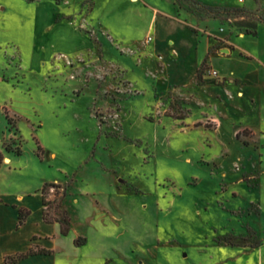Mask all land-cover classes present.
Here are the masks:
<instances>
[{"label": "rangeland", "instance_id": "rangeland-1", "mask_svg": "<svg viewBox=\"0 0 264 264\" xmlns=\"http://www.w3.org/2000/svg\"><path fill=\"white\" fill-rule=\"evenodd\" d=\"M157 6L210 43L192 79L149 50ZM262 73L264 0H0V192L61 186L91 243L47 264H264Z\"/></svg>", "mask_w": 264, "mask_h": 264}, {"label": "crops", "instance_id": "crops-1", "mask_svg": "<svg viewBox=\"0 0 264 264\" xmlns=\"http://www.w3.org/2000/svg\"><path fill=\"white\" fill-rule=\"evenodd\" d=\"M151 10L153 12L152 30H154L155 23L156 26L155 35L152 34L151 37L149 50L156 55L160 54L164 56L174 67V71L170 73L171 78L169 82L171 84H176L186 79H192L196 75L204 59L207 58L210 43L204 41L202 37H198L195 32H192L178 21L170 10H163L158 6L151 8ZM177 29H180L179 34L176 32ZM193 56L195 60L192 61L190 59L189 61V58ZM216 58L219 57L210 54L209 61L211 65L218 68L221 64L215 62ZM188 67L191 76L187 74ZM220 72L223 75L227 73L221 70ZM259 80L264 85V73L259 77ZM237 95L238 97L243 96L241 92ZM7 159H9L10 163L2 164L0 172H2L3 168H7L9 171L11 170L10 165L12 159L10 156H8ZM44 183H46V180L41 181L36 188L31 190L20 189L15 192H0V237L2 236V239L0 238V244H4L5 256L24 253L30 248H41L51 251V254L32 255L19 260L15 264H30L31 262L47 264V260L51 255L74 253L78 249V247L74 246L73 241L79 237V235L73 233L71 225L68 234L63 236L60 234V226L57 222L46 223L43 220V204L40 189ZM8 184L9 186L12 185L10 181ZM82 201L80 199L77 201V208L82 210L84 214L83 219L87 222V219L90 218L89 214L91 213L92 206L90 209V206H88V204L86 206ZM20 208L29 211V214L25 218L23 225L19 229H16L18 223V209ZM98 224L101 229L105 231L100 221H95L92 227L88 228L94 229L98 227ZM90 243L91 241L87 237L86 243L83 246L88 247Z\"/></svg>", "mask_w": 264, "mask_h": 264}, {"label": "trees", "instance_id": "trees-1", "mask_svg": "<svg viewBox=\"0 0 264 264\" xmlns=\"http://www.w3.org/2000/svg\"><path fill=\"white\" fill-rule=\"evenodd\" d=\"M205 10H207V12H212L213 10H211L210 8H205ZM246 34H250L249 32H246ZM253 36L256 35L255 32L251 33ZM207 58L204 59V61L202 62V64H204L206 62ZM240 135V133H237V137ZM244 145H247L246 142L243 143ZM5 149L8 151L7 147H5ZM14 154L16 156H20L21 155V150L19 148L16 149V151L14 152ZM1 154H0V167H1ZM52 189H56L59 190L61 189V186L59 184H55V183H45L42 188L40 189V193L42 196V204H43V220L46 223H52V222H57L60 226V234L63 236H66L70 230V225H71V221H70V217L68 215V213L64 210H58V205H56L55 207H52L53 204H56V202L60 201V197H56L54 200L50 201L48 199V195L50 194L49 192ZM64 193L62 194V196L64 197ZM61 196V197H62ZM29 211L25 210V209H18V223L16 226V229H19L22 225L23 222L25 220V218L28 216ZM86 243V238H81V237H77L74 241L73 244L76 247H80L85 245ZM36 254H44V255H48L51 254V251L49 250H45V249H41V248H30L27 252L24 253H18L14 256H8L5 258L4 260V264H15L17 263L19 260L25 259L29 256L32 255H36Z\"/></svg>", "mask_w": 264, "mask_h": 264}, {"label": "built area", "instance_id": "built-area-1", "mask_svg": "<svg viewBox=\"0 0 264 264\" xmlns=\"http://www.w3.org/2000/svg\"><path fill=\"white\" fill-rule=\"evenodd\" d=\"M149 41H151V38H148ZM208 75L212 76V77H217V72L213 69H209L208 70Z\"/></svg>", "mask_w": 264, "mask_h": 264}, {"label": "bare ground", "instance_id": "bare-ground-1", "mask_svg": "<svg viewBox=\"0 0 264 264\" xmlns=\"http://www.w3.org/2000/svg\"><path fill=\"white\" fill-rule=\"evenodd\" d=\"M239 96H241V95H239ZM6 163H10L9 159H6Z\"/></svg>", "mask_w": 264, "mask_h": 264}]
</instances>
